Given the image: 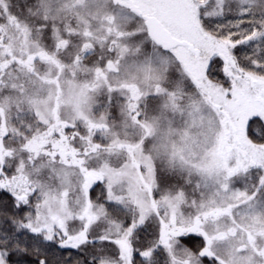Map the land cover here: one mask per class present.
Wrapping results in <instances>:
<instances>
[{
	"label": "snow or ice",
	"instance_id": "snow-or-ice-1",
	"mask_svg": "<svg viewBox=\"0 0 264 264\" xmlns=\"http://www.w3.org/2000/svg\"><path fill=\"white\" fill-rule=\"evenodd\" d=\"M0 264H264V0H0Z\"/></svg>",
	"mask_w": 264,
	"mask_h": 264
}]
</instances>
